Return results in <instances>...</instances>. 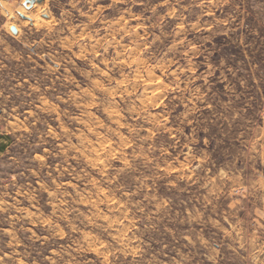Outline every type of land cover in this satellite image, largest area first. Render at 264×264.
Returning a JSON list of instances; mask_svg holds the SVG:
<instances>
[{"label":"rangeland","instance_id":"374dc122","mask_svg":"<svg viewBox=\"0 0 264 264\" xmlns=\"http://www.w3.org/2000/svg\"><path fill=\"white\" fill-rule=\"evenodd\" d=\"M0 135V264H264V0H0Z\"/></svg>","mask_w":264,"mask_h":264},{"label":"water","instance_id":"95a60500","mask_svg":"<svg viewBox=\"0 0 264 264\" xmlns=\"http://www.w3.org/2000/svg\"><path fill=\"white\" fill-rule=\"evenodd\" d=\"M38 1H41V0H38ZM20 15H21L22 17H24L23 14H20ZM45 15H47V13H45ZM32 25H34V24H32ZM10 29H11V31L14 32V33L17 31L15 25H11V26H10Z\"/></svg>","mask_w":264,"mask_h":264},{"label":"trees","instance_id":"16d2710c","mask_svg":"<svg viewBox=\"0 0 264 264\" xmlns=\"http://www.w3.org/2000/svg\"><path fill=\"white\" fill-rule=\"evenodd\" d=\"M0 137H7V135H0ZM4 144L0 143V152L3 150Z\"/></svg>","mask_w":264,"mask_h":264},{"label":"bare ground","instance_id":"6f19581e","mask_svg":"<svg viewBox=\"0 0 264 264\" xmlns=\"http://www.w3.org/2000/svg\"><path fill=\"white\" fill-rule=\"evenodd\" d=\"M38 1V0H37ZM33 3V2H32ZM17 29V28H16Z\"/></svg>","mask_w":264,"mask_h":264}]
</instances>
